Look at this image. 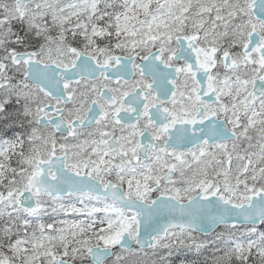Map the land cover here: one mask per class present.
Instances as JSON below:
<instances>
[{
    "label": "snow or ice",
    "instance_id": "obj_1",
    "mask_svg": "<svg viewBox=\"0 0 264 264\" xmlns=\"http://www.w3.org/2000/svg\"><path fill=\"white\" fill-rule=\"evenodd\" d=\"M0 264H264V0H0Z\"/></svg>",
    "mask_w": 264,
    "mask_h": 264
}]
</instances>
